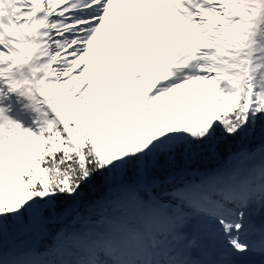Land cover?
<instances>
[{
  "label": "snow or ice",
  "instance_id": "obj_1",
  "mask_svg": "<svg viewBox=\"0 0 264 264\" xmlns=\"http://www.w3.org/2000/svg\"><path fill=\"white\" fill-rule=\"evenodd\" d=\"M0 264H264V0H0Z\"/></svg>",
  "mask_w": 264,
  "mask_h": 264
},
{
  "label": "rangeland",
  "instance_id": "obj_2",
  "mask_svg": "<svg viewBox=\"0 0 264 264\" xmlns=\"http://www.w3.org/2000/svg\"><path fill=\"white\" fill-rule=\"evenodd\" d=\"M24 103H27V101H25ZM19 104V101L16 100L15 102L12 103V111L8 113V115L13 118V119H16L18 120L19 122L22 123L23 126L25 127H28L30 126V121L35 117V113L34 112H31L30 110L28 109H25L23 104H20V107L19 109L17 108V105ZM22 111V112H25L27 115H23L20 114L19 112ZM83 230V228H82Z\"/></svg>",
  "mask_w": 264,
  "mask_h": 264
},
{
  "label": "bare ground",
  "instance_id": "obj_3",
  "mask_svg": "<svg viewBox=\"0 0 264 264\" xmlns=\"http://www.w3.org/2000/svg\"><path fill=\"white\" fill-rule=\"evenodd\" d=\"M15 106H16V105H15ZM19 110H20V109H19ZM19 113L22 114V116H23V115H27L25 112H22V111H20Z\"/></svg>",
  "mask_w": 264,
  "mask_h": 264
}]
</instances>
